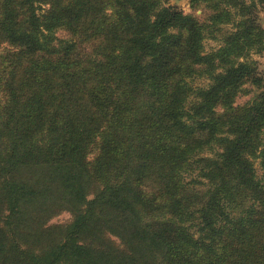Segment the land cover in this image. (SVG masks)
<instances>
[{
	"label": "trees",
	"instance_id": "1",
	"mask_svg": "<svg viewBox=\"0 0 264 264\" xmlns=\"http://www.w3.org/2000/svg\"><path fill=\"white\" fill-rule=\"evenodd\" d=\"M169 1L0 0V264H264V0Z\"/></svg>",
	"mask_w": 264,
	"mask_h": 264
},
{
	"label": "rangeland",
	"instance_id": "2",
	"mask_svg": "<svg viewBox=\"0 0 264 264\" xmlns=\"http://www.w3.org/2000/svg\"><path fill=\"white\" fill-rule=\"evenodd\" d=\"M167 7H173L177 11L182 12L184 15L194 17L199 22L203 23L206 18L209 16L210 11L204 8V6L192 7L190 0H181V1H169L165 4ZM257 21L262 29H264V7H260L257 9ZM225 29L230 30V27H225ZM61 33V32H60ZM219 43L207 39L204 41V49L206 52H211L217 49ZM250 59L257 63L258 67V75L264 81V51L260 55H251ZM194 86L204 87L207 83L206 80L203 79H196L192 81ZM260 90L252 87L249 83L245 84L241 88V92L237 95L235 99V105H244L249 102L254 96H256ZM220 112V109L218 110ZM255 171L258 178L261 177L262 172L259 167V161H255ZM91 198V197H90ZM70 220V216L67 213L61 214L55 219L51 221V224H65Z\"/></svg>",
	"mask_w": 264,
	"mask_h": 264
}]
</instances>
